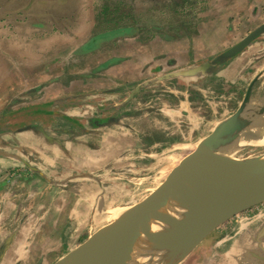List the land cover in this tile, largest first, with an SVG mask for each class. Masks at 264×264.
Masks as SVG:
<instances>
[{"label":"rangeland","instance_id":"obj_1","mask_svg":"<svg viewBox=\"0 0 264 264\" xmlns=\"http://www.w3.org/2000/svg\"><path fill=\"white\" fill-rule=\"evenodd\" d=\"M229 1V25L218 26L214 42L200 38L220 49L199 52L201 74L190 76L191 36L211 6L217 11ZM263 23L264 0H0V251L13 235L12 264H54L61 257L64 264L89 237L102 238L106 225L157 190L240 105L248 81L226 82L221 74L235 58L258 72L241 116L247 126L235 140L255 129L251 123L264 120V32L239 54H221ZM125 75L135 80L119 82ZM80 127L85 131L78 133ZM238 142L239 158L264 152ZM41 207L67 219L59 252L36 247L38 229H22L28 221L39 228ZM263 229L264 201L189 249L164 248L160 258L213 264L237 239L264 237ZM31 248L37 256L26 263Z\"/></svg>","mask_w":264,"mask_h":264},{"label":"water","instance_id":"obj_2","mask_svg":"<svg viewBox=\"0 0 264 264\" xmlns=\"http://www.w3.org/2000/svg\"><path fill=\"white\" fill-rule=\"evenodd\" d=\"M263 29L264 24L221 55L228 57L241 51ZM251 86L252 83L237 109L217 124L172 169L157 190L139 205L126 210L112 224L106 225L100 249L95 253L78 255L80 264H146L150 245L171 248L176 251L172 254H177L180 248L189 249L235 214L264 201V159L233 158L213 150L221 145H230L247 126L241 124V116L250 100ZM230 134H233L231 140L222 139L223 135ZM212 174L223 176L229 184L215 181ZM197 191L210 193L216 198L202 217L165 230L158 227L170 217V209L179 196ZM83 243H91L90 237Z\"/></svg>","mask_w":264,"mask_h":264},{"label":"crops","instance_id":"obj_3","mask_svg":"<svg viewBox=\"0 0 264 264\" xmlns=\"http://www.w3.org/2000/svg\"><path fill=\"white\" fill-rule=\"evenodd\" d=\"M223 7L226 8L224 10V12L222 10ZM223 7L220 10L216 11V9L218 8V5H216V8L214 6H211V16H209V17L207 16V18H205L202 22H200L203 24L197 26L198 33L193 34L191 36V38H192L191 47L189 46V43L186 46L187 58L190 59L189 52L192 55V59H191L192 63L190 64L189 67H187V69L191 70L190 76H192V75L199 76L201 74L202 70L200 69L201 66H199L200 63L198 61L201 58L198 56L199 52L204 51V52L211 55V54H216L218 52V50L220 49L219 48L220 45L217 43L211 44V42H207V43L204 42V44L202 45L200 43V38L206 37V38H208L209 41H213L212 39H215V37H219L221 35V32L218 30L219 29L218 26H220V24L222 22L224 23L223 26H226L225 24H227V22L229 25V20H228L227 16L232 13V11H231V8L233 7L232 1H229L226 4H223ZM219 12L224 13L226 18L219 17L218 16ZM225 28L228 30L224 29L223 35L226 36L227 33L230 32V26L225 27ZM204 31H205V33L202 34V32H204ZM252 31H250V32H252ZM263 32H264V29L262 30V32L260 34H258L255 38H253L250 41V43L247 44L246 46L250 45ZM181 33H183V32H181ZM180 37L183 38V35L180 34ZM184 37H187V35H184ZM193 38H194V40H193ZM156 42L157 41H153V43L156 46H158V43H156ZM173 44L174 43H170L167 47L168 48L172 47ZM175 44H177V43H175ZM213 47H215V49H213ZM241 51L237 52L236 55L239 54ZM164 52H165L164 54L168 53L167 51H164ZM240 56H239V58H241ZM263 60L264 59H261V61H260L261 65H262L261 68L264 67V62H262ZM166 63H168V61H166ZM250 67H252V63H247V62L246 63L245 62L240 63V61L236 60V58H235L232 63H228L227 65L224 66V71L221 74L224 77L226 82H230V83L239 82L240 83L242 81H248L247 86H246V90H247L250 83H252V86H253L255 84V82L258 80V72L256 73V71H254V70H251L249 72L250 69H248V68H250ZM122 68L124 69L125 67L123 66ZM203 69H205V67H203ZM203 73H205V70L203 71ZM133 80H135V79H129L128 75H125V77L121 78L119 82H122L124 84H128L126 82H131V81L133 82ZM237 85H239V84H237ZM252 86H251V90H250V95L252 92ZM207 88H208L207 86H205L204 88H200L199 93H202L204 95V92ZM246 90H245V92H246ZM244 95H245V93H244ZM241 99H243V98H241ZM182 101H183V99L181 100V102ZM240 101L238 100L237 103L239 104ZM184 109L187 110V107H184ZM3 138H5V137H3ZM104 143H105V140L102 141V148H104ZM11 162L14 163L13 161H11ZM22 162L27 163L28 161H22ZM14 164H17V163H14ZM59 197H60V195H59ZM41 208L43 209L42 212H44L45 215H44V220L42 222H40V224H39V228H38V224L34 225V223L32 221L31 222L28 221L25 226L22 225V229L23 228L38 229L40 231V234L36 235L35 240H37L38 238H42L41 239L42 243H37L36 247H38L44 243L42 246H52L54 249L57 250V252H59L61 245H62L60 242L61 237H62V230L66 226L67 219L63 218L61 216V214L58 213V211L56 212L55 207L51 208V210L47 209L45 207H41ZM263 231H264V229H263ZM262 235H263V232H262ZM14 240H15V237L13 235H11L10 243L9 244L5 243L6 248H4L3 252L0 254V264H12V262L15 260L14 259L15 254L13 251ZM249 240L250 241L248 242L247 239H237V241L234 244L231 243V245L228 247V249H226L224 252H220L216 256V258L213 259L212 263L213 264H264V237L260 236L257 238H250ZM220 245L223 246L224 244L220 243ZM235 247H241V248H240V250H238V252H235ZM37 249H32V248L29 249L27 256L25 258H23L24 261H26V263L31 261L32 259H34L37 256ZM54 260L56 261V259H54Z\"/></svg>","mask_w":264,"mask_h":264},{"label":"bare ground","instance_id":"obj_4","mask_svg":"<svg viewBox=\"0 0 264 264\" xmlns=\"http://www.w3.org/2000/svg\"><path fill=\"white\" fill-rule=\"evenodd\" d=\"M251 124H255V126L257 125V127H255L253 125L255 127V129L253 128V130L247 128V130L250 133L244 132L245 134H243V138L241 136L239 139L235 140L232 145L214 148L213 150L217 153H221V154L227 155L229 157L239 158V157H237V151H238L237 147H238V143H239L238 140L239 141L242 140V142H245L248 144H253L256 146H264V120L263 121L256 120L255 122H252ZM248 125H249V123H248ZM242 158H239V159H242ZM256 158L264 159V152L262 154L258 155V157H256ZM243 159H245V158H243ZM211 177L217 182L229 184L228 181L226 180V178H224L223 176H221L219 174H212ZM215 200H216V198L214 195H212L210 193L203 192V191L192 192V193L187 194V195L179 196L174 201L172 208L170 209V217L168 219L164 220L162 224H159L158 227H160L162 230H165L168 227L173 226V225H177V224L189 222V221H194V220L202 217L210 209V207H212ZM153 227H157V226L153 225ZM104 232H105V230H103L102 234H105ZM98 238H99V232L93 237L94 241H91V243H86L84 245L83 250H81L80 252H78L74 255L67 257L65 259L66 261L64 264H80V261L78 259V255H81L84 253L90 254V253L97 252L101 247V240L103 239V237L100 239H98ZM95 239H98V240L95 242ZM148 248L150 249V251H149V255L147 258L148 260L146 261L147 262L146 264H165L168 261V260H166V258L168 256L165 259L160 258V254H161L162 250H164V248H161L159 246H154V245H150V246H148ZM187 261H188V259H187ZM57 264H58V261H57ZM140 264H144V263H140Z\"/></svg>","mask_w":264,"mask_h":264},{"label":"trees","instance_id":"obj_5","mask_svg":"<svg viewBox=\"0 0 264 264\" xmlns=\"http://www.w3.org/2000/svg\"><path fill=\"white\" fill-rule=\"evenodd\" d=\"M215 56H216V55H215ZM214 58H215V57H212V59H214ZM76 103H79V102H69V104H76ZM62 117L68 119V117L65 116V115H62ZM63 130H65V129H63ZM84 131H85V130L81 129V127H80L78 133H81V132H84Z\"/></svg>","mask_w":264,"mask_h":264},{"label":"flooded vegetation","instance_id":"obj_6","mask_svg":"<svg viewBox=\"0 0 264 264\" xmlns=\"http://www.w3.org/2000/svg\"><path fill=\"white\" fill-rule=\"evenodd\" d=\"M4 247H5V244L1 246V250H2V252H3V250H4ZM13 251H14V249H13ZM2 252L0 251V254H1Z\"/></svg>","mask_w":264,"mask_h":264}]
</instances>
